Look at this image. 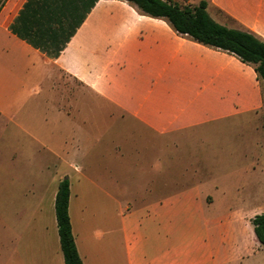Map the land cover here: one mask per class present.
<instances>
[{"label": "crops", "instance_id": "1", "mask_svg": "<svg viewBox=\"0 0 264 264\" xmlns=\"http://www.w3.org/2000/svg\"><path fill=\"white\" fill-rule=\"evenodd\" d=\"M26 1L0 0V124L17 127L43 144L50 160L64 159L71 168L59 179L50 174L37 183L0 185V199L19 207L3 235L9 264H64L54 212L64 177L83 264H234L264 249L257 246L251 222L264 205L253 214L243 204L231 206L221 184L225 173L202 178L195 166L190 184L169 191L170 143L176 136L243 116L254 127L252 140L264 150V81L253 66L193 41L125 0H96L52 55L48 50L60 42L51 45L42 34L36 46L12 30L31 33L16 19ZM206 1L215 21L264 40V0ZM42 106L68 125L81 126L82 135L71 137L75 145H61L42 128L30 127L47 119L31 117ZM110 138L118 149L107 148ZM82 139L90 149L80 154ZM121 156L132 160L130 190L110 180L107 160L118 164ZM202 181L210 182L209 189ZM25 204L42 206V214L30 221L21 208ZM220 205H227L226 216H207L206 208Z\"/></svg>", "mask_w": 264, "mask_h": 264}, {"label": "rangeland", "instance_id": "2", "mask_svg": "<svg viewBox=\"0 0 264 264\" xmlns=\"http://www.w3.org/2000/svg\"><path fill=\"white\" fill-rule=\"evenodd\" d=\"M1 57L2 55H0ZM20 102L21 97L18 98L17 103ZM34 111H31V117H34L33 114L36 113V119H39L40 116L47 119L43 121L42 126L35 127L32 125L30 127L42 128L46 135L63 140H59L61 145H75L76 141L71 140L72 135H82L81 126L68 125L65 119L57 116L55 110L42 106L36 108V112ZM108 129L113 131V127H108ZM252 130H254V127L249 122V118L241 116L205 125L190 133L173 138L175 140L172 139L170 143L169 191L175 192L190 184L195 176L191 173V170L197 166V168L201 167L202 170V173L197 175L198 177L215 179L219 173H225L221 184L232 197L230 202L234 205L231 206L239 207L242 206L240 204H243L246 209L253 208L251 210L252 214L260 210L254 208L264 205V163L260 157V155H264V150L262 151L259 145L252 140ZM113 140V138H110V141L108 140V149L119 148ZM79 149L80 154L86 153L90 149V142L82 139ZM131 161L126 156H121L118 164L112 159L107 160V164L111 168L110 180L116 182L119 186H123V188L127 187L128 190L132 188V183H135L131 178ZM25 167L28 168L27 173L23 171ZM69 167L71 168V165L64 159L50 160L46 147L32 137L26 136L17 127L7 130L0 124V185L17 184L23 180H32L37 183L49 177L50 174L52 180L54 178L59 179ZM30 168H34V170H29ZM101 177L102 180L105 178L104 171L101 172ZM28 184L30 185L31 182ZM201 185L204 189H209L210 182L202 181ZM88 187L93 192L97 191L94 186L90 187L88 185ZM32 188L28 186L25 193L32 192ZM99 202L100 205L105 203L101 199H99ZM21 208L30 221L42 214L43 211V207L39 205L25 204ZM18 209L19 207L5 203L0 199V264L11 263L10 256L12 257V255L7 254L6 259L4 257L3 235L5 231L8 233L7 221L9 217L17 216ZM226 209L227 205L209 207L206 208V214L208 217L226 216L223 215ZM234 228H236V225H234ZM249 244V247H253V240ZM259 245L263 244L259 243L257 246ZM11 246H13V242H10ZM232 262L234 264H264V249H258L254 255Z\"/></svg>", "mask_w": 264, "mask_h": 264}, {"label": "trees", "instance_id": "3", "mask_svg": "<svg viewBox=\"0 0 264 264\" xmlns=\"http://www.w3.org/2000/svg\"><path fill=\"white\" fill-rule=\"evenodd\" d=\"M96 0H27L17 16L25 29L22 34L17 26L12 30L39 46L38 38L51 45L48 53L56 55L62 44L72 35ZM133 4L142 14L163 18L178 33L188 36L202 45L226 51L241 62L251 64L258 79L264 81V40L254 33L227 27L215 21L207 12L206 0H195L179 5L172 0H125ZM33 27V28H32ZM69 180L58 182L54 200V212L60 249L64 264H83L77 251L68 213ZM253 230L258 241L264 245V212L252 219Z\"/></svg>", "mask_w": 264, "mask_h": 264}]
</instances>
